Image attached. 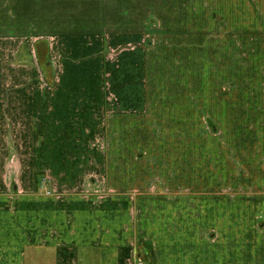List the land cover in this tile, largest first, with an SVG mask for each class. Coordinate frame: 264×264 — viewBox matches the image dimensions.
Wrapping results in <instances>:
<instances>
[{
    "label": "crops",
    "instance_id": "1",
    "mask_svg": "<svg viewBox=\"0 0 264 264\" xmlns=\"http://www.w3.org/2000/svg\"><path fill=\"white\" fill-rule=\"evenodd\" d=\"M73 123L103 191L37 194ZM262 178L264 0H0V264H264Z\"/></svg>",
    "mask_w": 264,
    "mask_h": 264
},
{
    "label": "rangeland",
    "instance_id": "2",
    "mask_svg": "<svg viewBox=\"0 0 264 264\" xmlns=\"http://www.w3.org/2000/svg\"><path fill=\"white\" fill-rule=\"evenodd\" d=\"M235 17L236 16H234V18ZM23 63H25L26 65H30L29 67L31 68H34V65L28 64L29 62L26 63L25 61ZM44 70H46V72H52L50 70L47 71V69H44ZM54 73L56 72L53 71V76L55 75ZM245 76L247 75L246 74L242 75L243 80L241 83L243 84L247 80ZM255 78H256L255 80L257 81V83L259 82L262 83V80H259V75L255 76ZM48 83H50V85L52 86L54 83L53 79L52 81ZM109 101L110 103H113L115 101V97L113 96L112 98H109ZM115 104L116 102H114V105ZM94 115H95L94 117H96V113H94ZM73 126H74V123L71 126L70 130H66L64 132V135L69 136L67 131H70L69 132V134L71 135L70 137L74 138L76 142L71 143V144H63L60 146L64 161H61V162L55 161V164L58 168L56 166H52L51 163H48L49 161L45 162V161L40 160L41 158H40V151H39L38 153L39 161H38V168H37L38 172L35 175V184H36L37 194L43 193L46 196L50 197L53 194L56 195L55 193L58 192L59 189H61V191H67L68 188H65V187L67 186L71 187L69 186L71 185L69 184V181H72L73 186L77 184V187H81V188L83 186H80V185H83V183L86 184L85 185L86 193L84 194L87 196L89 194H92V195H89L91 198L97 197V195H99L103 191L104 185L102 183L101 169H103L104 160L102 157H103L105 147H106V145L103 144L104 143L103 137H102L103 131L101 132L102 129L97 128V127H96L97 129H93V130L87 127L86 129L83 130L82 127L73 128ZM35 131L37 133V137L39 138L40 130H35ZM89 131H91V135L90 134L88 135V133H90ZM38 147H39V150H41L40 141H39ZM18 170L19 169L16 164L14 166V172H9V174H11V177L7 179V183H6L7 189L11 188L12 191H16L17 188L19 187V183L17 179V176L19 174ZM55 170H59L60 172L59 174H63V175L58 174L57 176H53L51 172H55ZM67 172H70V173H67ZM241 180H242L241 181L242 184L243 183L246 184V180L242 178ZM262 185L264 186V178H262V182L260 183V186ZM260 190L261 188H257V191H256L257 194L254 195V199L255 198L259 199L257 201L259 202V205H260V207H258L259 212L256 213L254 217L257 220L256 222H258L256 223L255 228L259 231H263V225H262L263 222L261 221H264V214L262 213L264 211V193L262 192V190L260 192ZM245 191L246 190H240V192H245ZM15 194L16 193L14 192L13 195ZM247 195L252 197L250 193ZM247 195L245 194L246 197H249Z\"/></svg>",
    "mask_w": 264,
    "mask_h": 264
}]
</instances>
